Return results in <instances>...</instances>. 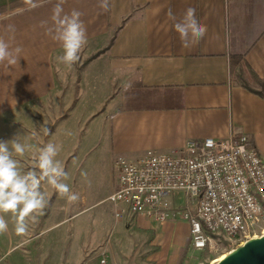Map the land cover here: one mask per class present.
<instances>
[{"label": "crops", "instance_id": "1", "mask_svg": "<svg viewBox=\"0 0 264 264\" xmlns=\"http://www.w3.org/2000/svg\"><path fill=\"white\" fill-rule=\"evenodd\" d=\"M100 2L63 4L64 13H82L87 29L80 80L75 64H58L63 48L48 32L58 0H38L0 17V37L10 49H22L15 64L0 63V140L19 136L25 152L13 158L22 173L36 169L41 147L60 145L56 159L68 173L63 182L80 197L69 203L41 181L47 203L27 218L25 234L15 232L11 213L4 216L0 264H99L103 256L108 264H183L192 235L180 216L159 222L124 213L117 219L112 204L101 238L99 225L83 218L89 203L97 197L109 202L116 190L115 159L176 153L189 140L246 135L264 160V96L247 89L264 87L250 73L264 82V0H108L107 10ZM188 7L208 31L184 47L168 13L180 18ZM234 57L241 58L238 64ZM85 83L99 103L74 115ZM176 220L183 237H171ZM14 251L19 257L11 259Z\"/></svg>", "mask_w": 264, "mask_h": 264}, {"label": "built area", "instance_id": "2", "mask_svg": "<svg viewBox=\"0 0 264 264\" xmlns=\"http://www.w3.org/2000/svg\"><path fill=\"white\" fill-rule=\"evenodd\" d=\"M114 164L118 184L108 200L117 219L124 213L159 222L180 216L190 222L197 251L208 248L212 236L241 245L257 238L264 221V160L246 135L189 140L176 153L151 151ZM179 194L191 201L183 212L168 202ZM99 264H108L105 256Z\"/></svg>", "mask_w": 264, "mask_h": 264}, {"label": "clouds", "instance_id": "3", "mask_svg": "<svg viewBox=\"0 0 264 264\" xmlns=\"http://www.w3.org/2000/svg\"><path fill=\"white\" fill-rule=\"evenodd\" d=\"M65 0H58L53 8L52 20L54 28L48 29L53 39L63 48V54L57 57L58 64L72 65L80 60V52L87 44V29L81 20L82 13L73 9L64 13ZM108 0H101L100 7L107 10ZM169 17L175 21V30L179 33L182 45L190 47L199 42L207 34L208 28L196 16V9L188 7L180 18L171 10ZM42 26L47 22L42 21ZM10 33L15 32L13 25L8 26ZM22 52L20 47L10 49L9 42L0 37V63L7 61L15 64L17 56ZM45 135L51 134L50 129L42 126ZM9 145H11V150ZM61 146L52 142L41 147L36 160V169L22 173L14 154L22 155L25 147L19 141V136L10 140H0V233L6 232L8 222L5 214L11 213L15 220V232L23 235L28 231L26 222L33 213L42 210L47 201L46 194L41 191V181L56 190L61 196H66L69 203L79 200V194L70 190L63 181L68 178L64 165L56 159Z\"/></svg>", "mask_w": 264, "mask_h": 264}, {"label": "rangeland", "instance_id": "4", "mask_svg": "<svg viewBox=\"0 0 264 264\" xmlns=\"http://www.w3.org/2000/svg\"><path fill=\"white\" fill-rule=\"evenodd\" d=\"M76 67H81V61H77L75 63ZM90 71L91 68H90ZM83 91L81 94V105L79 106L78 111L74 115H78L80 111H88L92 107H95L96 104L99 103L100 97H95L94 94L89 91V88L87 86V83L84 84ZM100 197H97V200H95L92 203H89L88 206H86V211L83 216L85 221L94 220L93 223H97L99 225L98 234L100 238L103 236L102 234L108 233V227L111 224L112 221V204H110L107 201H99ZM168 202L171 204H176L175 207L179 208V211L183 212L186 208L185 205H191V201L188 200L183 194H179L176 200L171 201V199H168ZM173 206V205H172ZM89 221V223H90ZM179 220H176V225L174 226V235L172 233L170 234L171 237L175 238V236L179 235L183 237V232L181 230V225H179ZM107 229V231H106ZM171 232V231H170ZM264 234V221L261 223L260 227H258L257 230V237H260ZM210 245L208 248H206L203 251H197L193 248L191 245L192 242H190V246L187 252V254L184 256L183 264H214L218 260H220L224 255H227L230 251L237 248L241 245L238 241H232L228 239L226 236H212L211 237ZM20 252L14 251V254L11 256V259L14 257H19ZM6 263L9 264L10 262ZM18 264V263H17Z\"/></svg>", "mask_w": 264, "mask_h": 264}, {"label": "water", "instance_id": "5", "mask_svg": "<svg viewBox=\"0 0 264 264\" xmlns=\"http://www.w3.org/2000/svg\"><path fill=\"white\" fill-rule=\"evenodd\" d=\"M214 264H264V234L245 241Z\"/></svg>", "mask_w": 264, "mask_h": 264}, {"label": "trees", "instance_id": "6", "mask_svg": "<svg viewBox=\"0 0 264 264\" xmlns=\"http://www.w3.org/2000/svg\"><path fill=\"white\" fill-rule=\"evenodd\" d=\"M35 1H38V0H18V1H15V3H11L9 5H0V17L4 14H7L9 11H15V10H18L20 8H23L25 7L26 5L28 6V4H31ZM113 42V41H112ZM98 55H94L93 57H91L88 61H86L83 66H85L88 62L92 61L93 59H95ZM239 60H241L240 57H234L233 58V62H235L236 64H238ZM77 68V75H78V80H80V73H81V70H82V67H76ZM251 75H252V80L257 83L258 85H260L261 87L264 86V82L262 79H260L256 74H254L253 71L250 72ZM77 80V81H78ZM247 87V86H245ZM247 89H249L251 92L257 94V95H260V96H264V87H263V91H256V90H253L249 87H247Z\"/></svg>", "mask_w": 264, "mask_h": 264}, {"label": "bare ground", "instance_id": "7", "mask_svg": "<svg viewBox=\"0 0 264 264\" xmlns=\"http://www.w3.org/2000/svg\"><path fill=\"white\" fill-rule=\"evenodd\" d=\"M223 257H224V256H223ZM223 257H222V258H223ZM222 258H221V259H222Z\"/></svg>", "mask_w": 264, "mask_h": 264}]
</instances>
